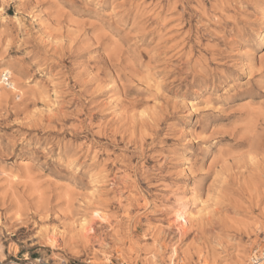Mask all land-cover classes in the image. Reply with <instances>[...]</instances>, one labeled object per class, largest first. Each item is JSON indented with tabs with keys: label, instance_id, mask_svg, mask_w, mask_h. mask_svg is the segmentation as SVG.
Instances as JSON below:
<instances>
[{
	"label": "rangeland",
	"instance_id": "374dc122",
	"mask_svg": "<svg viewBox=\"0 0 264 264\" xmlns=\"http://www.w3.org/2000/svg\"><path fill=\"white\" fill-rule=\"evenodd\" d=\"M5 69L3 264L264 255V0H0Z\"/></svg>",
	"mask_w": 264,
	"mask_h": 264
},
{
	"label": "bare ground",
	"instance_id": "6f19581e",
	"mask_svg": "<svg viewBox=\"0 0 264 264\" xmlns=\"http://www.w3.org/2000/svg\"><path fill=\"white\" fill-rule=\"evenodd\" d=\"M11 75V72L9 71V70H7V69H5V71L3 72V75L1 76V78H0V89L2 88L1 87V84H5L6 86H12V87H14V84H13V82L11 83V82H8V83H6L5 81V79H6V77L7 76H10ZM190 215H191V213H190ZM4 260H2V256H0V264L3 262ZM3 264V263H2ZM8 264H18L17 262H15V261H11L10 263H8Z\"/></svg>",
	"mask_w": 264,
	"mask_h": 264
},
{
	"label": "built area",
	"instance_id": "2783aa9c",
	"mask_svg": "<svg viewBox=\"0 0 264 264\" xmlns=\"http://www.w3.org/2000/svg\"><path fill=\"white\" fill-rule=\"evenodd\" d=\"M9 77L10 76H7L6 77V83L9 81ZM264 260V255L263 256H258L257 255V253H255L254 255H253V259H252V261H253V263L254 264H259V263H261L262 261ZM25 262H27L26 260H24ZM40 262H41V259H39V258H35L34 260H32V262H29V263H27V264H40Z\"/></svg>",
	"mask_w": 264,
	"mask_h": 264
}]
</instances>
